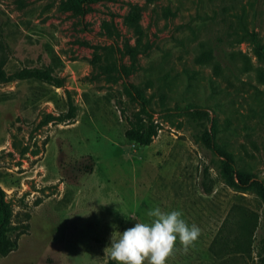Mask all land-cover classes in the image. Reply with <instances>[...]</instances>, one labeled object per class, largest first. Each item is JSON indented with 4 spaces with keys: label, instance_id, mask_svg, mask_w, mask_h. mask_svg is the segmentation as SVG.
I'll return each mask as SVG.
<instances>
[{
    "label": "rangeland",
    "instance_id": "obj_1",
    "mask_svg": "<svg viewBox=\"0 0 264 264\" xmlns=\"http://www.w3.org/2000/svg\"><path fill=\"white\" fill-rule=\"evenodd\" d=\"M148 2L0 0L8 74L49 68L63 84L0 80V186L14 222L30 225L0 264H107L113 234L157 206L201 229L167 264L262 263L264 62L253 42L264 46V0ZM134 6L144 9L132 29ZM126 84L155 112L149 146L125 136L140 110ZM70 104L78 117L61 122ZM189 105L210 112L247 187L228 183L205 124L167 112Z\"/></svg>",
    "mask_w": 264,
    "mask_h": 264
},
{
    "label": "trees",
    "instance_id": "obj_2",
    "mask_svg": "<svg viewBox=\"0 0 264 264\" xmlns=\"http://www.w3.org/2000/svg\"><path fill=\"white\" fill-rule=\"evenodd\" d=\"M150 2V0H148ZM148 2V3H149ZM143 7L134 6L132 11L125 19L126 24L134 29L137 28L140 20V13ZM254 48L259 58L264 62V46L257 39L254 40ZM264 81V76H261ZM0 80H36L50 84L56 88H62L63 84L56 78L49 68L25 67L19 69L14 74L9 75L6 70V61L0 60ZM125 93L140 107V110L127 117L128 128L125 136L128 140L136 142L142 146H149L158 136L160 130L159 124L155 121V112L151 109L147 99L142 93L132 85L126 84ZM122 105V102H119ZM167 112L176 115H185L196 122L205 124L206 130L201 136L203 144L223 159L222 173L226 177L228 183L235 188L244 189L249 184V178L238 173L234 159L232 156L220 149L215 142V131L209 129L211 123V115L208 110L202 107L189 105L186 107H178L168 109ZM78 117V109L74 104H70L67 113L60 118L61 122H74ZM6 194L0 186V256L6 257L18 248V240L21 236L28 233L29 224L14 222V212L5 201ZM29 217V215H28ZM107 264H117L114 260H109ZM264 264V259L262 263Z\"/></svg>",
    "mask_w": 264,
    "mask_h": 264
},
{
    "label": "clouds",
    "instance_id": "obj_3",
    "mask_svg": "<svg viewBox=\"0 0 264 264\" xmlns=\"http://www.w3.org/2000/svg\"><path fill=\"white\" fill-rule=\"evenodd\" d=\"M149 222H137L133 227L111 237L110 257L117 264H167L177 241L187 250L197 241L201 229L189 224L179 210L163 211L154 207L147 211Z\"/></svg>",
    "mask_w": 264,
    "mask_h": 264
}]
</instances>
